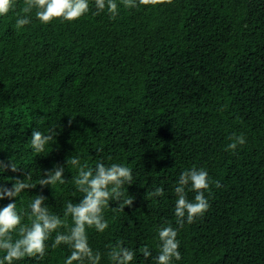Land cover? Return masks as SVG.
Instances as JSON below:
<instances>
[{"label": "trees", "instance_id": "trees-1", "mask_svg": "<svg viewBox=\"0 0 264 264\" xmlns=\"http://www.w3.org/2000/svg\"><path fill=\"white\" fill-rule=\"evenodd\" d=\"M116 2L115 19L107 10L94 15V0L71 22L42 24L33 10L17 29L25 0H13L0 16V162L18 168L0 172V186L30 173L37 186L16 198L17 211L43 195L49 211L65 219L64 205L83 195L67 158L91 167L124 164L133 184L123 191L134 203L113 211L118 205L110 201L108 229H88V242L101 264H111L106 253L118 241L136 251L133 264H155L157 229L178 227L179 176L203 168L210 207L179 228L182 258L173 264H264V0H172L134 9ZM34 129L57 133L43 153L31 149ZM233 134L246 137L235 151L227 150ZM55 165L65 167L66 182L38 185ZM156 187L164 196L153 201L146 193ZM8 203L0 200V208ZM69 254L62 245L16 264H64Z\"/></svg>", "mask_w": 264, "mask_h": 264}, {"label": "clouds", "instance_id": "clouds-1", "mask_svg": "<svg viewBox=\"0 0 264 264\" xmlns=\"http://www.w3.org/2000/svg\"><path fill=\"white\" fill-rule=\"evenodd\" d=\"M125 9H134L141 5L155 6L158 4L172 3V0H121ZM23 8L24 16L16 19L17 29L23 28L31 22L30 13L35 10V17L42 24H49L55 19L63 21H75L90 11L89 0H25ZM96 12L94 15L107 10L111 19L119 15L120 5L116 0H94ZM13 8V0H0V16L7 15ZM57 135L55 129H50L46 135L40 130L31 133L30 145L35 153H43L47 145ZM231 143L227 150L235 151L238 146L246 143L243 134L230 137ZM66 165H71L77 170L73 177L76 191L83 194L79 202L68 201L64 205L62 219L49 211L46 197L36 195L28 204L23 214L17 211L16 198L28 189H33L31 174L27 173L24 179H15L11 187L0 186V200L8 199L9 203L0 208V264H16L25 257L42 260L49 248L55 249L67 246L70 254L65 258L64 264H101L102 254L93 250L88 242V229H94L98 233L105 232L109 227L104 218L106 208L110 207V201H115L117 207L113 211H123L125 207H132L134 197L125 195V185L133 184L132 169L124 164L112 163L105 165L97 162L95 167L82 164L79 157H69ZM10 170L17 172L14 162L4 164L0 162V172ZM65 167L55 165L46 171L38 181L41 187L54 186L58 182L63 184ZM220 187V182H215ZM210 188L208 172L203 168L192 167L185 170L179 176L177 186L174 188L176 201L174 206L175 223H171L157 229L158 254L155 264H173V261L181 260L178 240L179 228L186 223L192 224L197 217L203 216L210 207L205 196ZM194 193V198H188V192ZM148 198L153 199L164 196L163 187H156L146 193ZM27 217V223L23 222ZM71 218V225L67 218ZM63 229V231H61ZM53 233L55 236L53 238ZM51 239V244L49 240ZM145 259L152 256L147 246L139 249ZM111 264H133L136 251L124 246L123 241H118L110 246L106 253Z\"/></svg>", "mask_w": 264, "mask_h": 264}]
</instances>
